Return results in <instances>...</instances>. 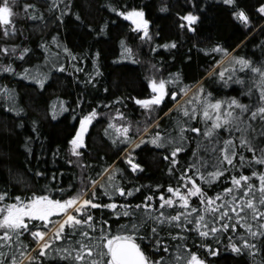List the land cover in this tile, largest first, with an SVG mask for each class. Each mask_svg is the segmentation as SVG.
Masks as SVG:
<instances>
[{
    "label": "snow or ice",
    "instance_id": "obj_1",
    "mask_svg": "<svg viewBox=\"0 0 264 264\" xmlns=\"http://www.w3.org/2000/svg\"><path fill=\"white\" fill-rule=\"evenodd\" d=\"M219 2L228 6L236 21L244 27H251L250 15L239 6L237 0ZM61 4L64 5L62 9ZM16 5L17 0H0V24L11 25L2 30L5 37L16 34V26L12 21V17L18 15L14 11ZM108 7L116 13L117 20L123 18L131 21L134 26L132 31L141 40L152 39L149 32L151 21L146 18L142 7H130L128 4L116 6L111 3ZM23 8L31 19H44L36 5L24 4ZM193 8H197L196 0H193ZM29 9L33 11L29 13ZM54 10L60 11L56 19L63 23L66 12H73L71 0H51L48 11ZM161 11H167L166 6ZM256 11L264 17V3ZM73 14L78 21L82 20L79 13ZM181 19L186 23H182L180 27L187 28L192 33H196L203 24L198 10L188 11ZM84 27L91 26L85 23ZM104 27L106 29L108 25L105 24ZM51 42L63 47V51L72 60L78 59L66 45L58 43L57 37L54 36ZM121 45L124 53L128 54L124 58H130L133 50L123 41ZM41 47L47 50L48 45L42 44ZM160 47L176 48L177 45L170 42ZM31 51L28 47L19 52L16 47H4L0 49V55L23 61ZM207 51L209 54H228V49L220 43ZM95 56L99 58L100 53L96 52ZM187 59L191 60V56H187ZM216 63L219 64L220 61ZM229 65L230 72L225 68L216 72V76L225 86L230 81L244 85L245 79L236 73L247 70L251 83L246 85V95L255 96L253 103H243L236 97L215 98L211 91L206 92L201 85L195 96L177 109L181 115H178L171 131L149 132L153 125L156 129L161 127L158 121L149 123V119L159 111L165 99L170 97L176 100L178 95H187L192 87L184 83L183 73L178 70L169 73L167 77L153 76L150 79L152 94L147 98L135 99L137 105L147 110L142 129L139 125L134 128L123 112L116 111L112 122L105 128V135H110L114 144L126 145L121 159L131 172H145L143 163L137 162L136 150L151 145L167 153L163 156L169 162L167 172L170 177H175L173 183L149 185V191L142 195L139 202H120L118 198H134L145 186L129 187L117 182V174L124 170L114 165H107L101 172L95 173L96 178L87 177V183L82 178L80 190L67 198H54L51 191L21 197L11 196L8 190H0V264H45L43 258L50 254L49 250L67 264H209L198 250L193 251L188 246L192 234L201 240L199 247L206 249L208 256L221 255V249L214 247L209 239L219 245L223 243L222 238H226L227 249L238 255L248 254L252 258V264H264V256L257 260V253H264V64L255 65L250 59L234 56ZM73 67L76 72L83 71L78 66ZM51 68L56 69L57 65L53 63ZM57 70L64 72L65 64H59ZM50 71L51 69L49 72L33 75L30 69L23 68L17 72L12 63L0 61V72L33 80L40 90L46 89L51 78ZM102 75L97 62L94 73L88 74L89 79L85 83H94L96 77ZM170 85H175V89L170 88ZM257 89L258 93L255 91ZM104 91L107 92L108 89L105 88ZM5 97L12 104L10 111H15L17 115L24 111L16 105L15 90L0 85V99ZM84 102L78 99L77 107ZM116 102L119 103L120 100ZM57 103L60 105L59 109L56 107ZM67 111L69 107L66 102L58 98L52 105V118ZM72 111L75 112V109ZM100 116L96 107L86 113L81 112L77 120L78 128L69 141L73 156L83 157L81 149L88 148L86 137L89 129ZM116 117L125 123H115ZM73 119H77L76 116ZM32 123L35 131L37 122ZM193 134L198 139L192 158L181 163V153L187 152L191 147ZM28 139L31 140L32 137ZM137 139L138 143L135 142ZM68 163L73 161L69 160ZM80 166L82 170L91 167L83 162ZM245 169L248 171L245 172ZM109 172L107 180H104L103 177ZM36 174L45 175L41 171ZM51 178L56 180L57 176L53 175ZM97 189L101 190L100 196H97ZM58 191L63 194L65 189L60 188ZM105 197L108 199L105 200ZM97 210H103V214ZM113 216L117 218L116 230H113L108 219ZM123 218H127V221L119 223ZM238 226L242 231H238ZM25 234L35 244L31 250L23 239ZM74 237L78 239L74 240ZM55 241H67V246L53 248ZM144 241L149 242L150 252L142 247ZM172 241L176 243L173 244ZM169 248L174 249V254L166 255Z\"/></svg>",
    "mask_w": 264,
    "mask_h": 264
},
{
    "label": "trees",
    "instance_id": "obj_2",
    "mask_svg": "<svg viewBox=\"0 0 264 264\" xmlns=\"http://www.w3.org/2000/svg\"><path fill=\"white\" fill-rule=\"evenodd\" d=\"M237 2L250 15L251 27H244L236 21L228 6L222 5L219 0H196V9L193 8V0H71L73 12H66L63 23L56 19L60 15L59 10L48 11L51 0H17L14 11L18 15L12 17L16 34L5 37L2 30L5 27L10 28L11 25L0 24V49L16 47L19 52L24 47H28L32 51L23 61L11 56L5 58L3 55H0V61L5 64L12 63L17 72L28 68L33 75L49 72L51 69V78L47 82L46 89L40 90L33 80L0 72V85L14 89L16 105L24 109L17 115L15 111H10L12 104L6 97L0 99V190H8L11 196L21 197L30 196L32 193L47 194L51 191L54 198H67L80 190L82 178H85L87 183V177L96 178L95 173L101 172L107 165L118 166L124 170L117 174V182L129 187L145 186L141 192L135 194L134 198H118L121 203L139 202L142 195L149 191V185L173 183L175 177H170L167 172L169 162L163 159L167 154L164 150L151 145L137 149V162L143 163L145 172L133 173L121 159L124 155L122 150L126 145L114 144L110 135H105V128L119 110L125 114L134 128L139 125L142 129L147 110L137 105L135 99L147 98L152 94L150 79L153 76L167 77L169 73L178 70L183 73L184 83L192 87L186 96L183 94L177 96L178 99L182 98L178 104L170 97L165 99L159 111L153 113L149 119V123L158 121L161 127L156 129L153 125L149 132L171 131L175 127L178 115H181L177 109L180 105H185L188 99L193 98L201 85L206 92L211 91L215 98L236 97L243 103H253L255 96L246 95V85L251 83L247 70L236 73L237 76L245 79L244 85L230 81L225 86L216 76V72L225 68L231 71L229 61L234 56H243L253 61L255 65L264 64V17L256 11L264 0H237ZM110 3L116 6L128 4L130 7H142L146 18L151 21L149 32L152 39L141 40L138 34L132 31L130 22L123 18L117 20L116 13L108 7ZM24 4L36 5L43 13L44 19H31L24 12ZM164 6L167 11H161ZM63 7L64 5L61 4V9ZM190 10H198L203 20L196 33L180 27L182 23H186L181 17ZM32 11L33 9H29V13ZM73 13H79L82 20L78 21ZM85 23L91 27L85 28ZM105 24L108 25L106 29ZM54 36L57 37L58 43L71 49L78 59L72 60L63 51V47L52 43ZM122 41L133 50L130 58H124L128 54L124 53ZM170 42H175L177 47L167 49L160 47ZM216 43L226 47L228 54H209L207 49ZM42 44L48 45L47 50L41 47ZM96 52L100 53L99 58L95 56ZM189 55L191 60L187 59ZM217 61L220 63L217 64ZM97 62L103 75L96 77L94 83H85L89 79L88 74L94 73ZM53 63L57 65L56 69L51 68ZM61 63L65 64L64 72L57 70ZM73 65L82 68L83 71L76 72ZM154 65L156 67H153ZM169 87L175 89L176 86ZM105 88L108 89L107 92L104 91ZM255 91L258 93V89ZM58 98L66 102L69 111L59 113L53 119L52 105ZM78 99L85 101L80 107L76 104ZM118 100L119 103L116 102ZM56 107L59 109V103ZM93 107L97 108L101 116L89 129L86 137L88 148L81 149L84 153L83 157L77 158L71 154L69 141L78 128L77 120L81 112L86 113ZM72 109H75V112ZM73 116L77 119H73ZM33 121L37 122L35 131ZM115 123L121 124L125 121L116 117ZM109 132L111 133L112 130ZM130 135L133 133L130 132ZM29 137L32 139L29 140ZM197 139L193 134L191 147L187 152L181 153V163H184L185 159L191 160ZM135 142L138 143L139 140ZM247 155L251 154L247 153ZM69 160L73 163H68ZM81 162L91 167L82 170ZM37 171L44 172L45 175H37ZM247 171L248 169H245V172ZM109 174L110 172L105 174L103 179L107 180ZM53 175L57 176L56 180L51 178ZM197 182L201 183L199 179ZM60 188L65 189L63 194L58 191ZM152 190L155 191L154 188ZM100 191L97 189V196H100ZM90 194L89 192L88 195ZM97 211L103 214V210ZM108 219L112 223L113 230H116L117 218L113 216ZM126 221L127 218H123L119 223ZM238 231H242L239 226ZM23 239L30 245L29 250L35 247L30 236L25 234ZM222 239L223 243L219 245L209 239L214 247L221 249V255L218 257L208 256L207 250L199 247L201 240L195 234H192L188 240V246L193 251L198 250L209 264H252V258L248 254L238 255L232 252L225 247L226 238ZM171 243L175 244L176 241ZM63 246H67V241L53 243V248ZM142 247L145 251H151L148 241H144ZM49 253L43 258L45 264H67L66 261L52 255L51 250ZM169 254H174L173 248H169V253L166 255ZM262 256L264 253H257V260Z\"/></svg>",
    "mask_w": 264,
    "mask_h": 264
},
{
    "label": "rangeland",
    "instance_id": "obj_3",
    "mask_svg": "<svg viewBox=\"0 0 264 264\" xmlns=\"http://www.w3.org/2000/svg\"><path fill=\"white\" fill-rule=\"evenodd\" d=\"M128 22H130L131 23V21H128ZM132 25V24H131ZM132 27H134L133 25H132ZM186 96V95H185ZM185 96H184V98H185ZM182 100V98L181 99H178V97H176V104H178L180 101ZM53 219H56V217H53ZM54 231V230H53ZM51 234V233H50ZM46 239H47V237H46Z\"/></svg>",
    "mask_w": 264,
    "mask_h": 264
}]
</instances>
